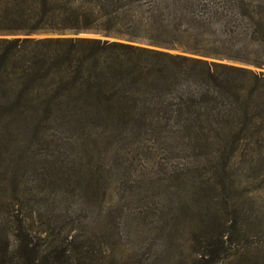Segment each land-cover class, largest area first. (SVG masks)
Masks as SVG:
<instances>
[{"label": "trees", "instance_id": "16d2710c", "mask_svg": "<svg viewBox=\"0 0 264 264\" xmlns=\"http://www.w3.org/2000/svg\"><path fill=\"white\" fill-rule=\"evenodd\" d=\"M0 37V133L11 140L24 126L43 141L204 154L172 177L197 164L221 178L232 165L264 169V0H0ZM85 156L81 177L104 178V160L90 146ZM14 224L0 231V264H103L73 228ZM220 229H205L198 264L218 260Z\"/></svg>", "mask_w": 264, "mask_h": 264}, {"label": "rangeland", "instance_id": "374dc122", "mask_svg": "<svg viewBox=\"0 0 264 264\" xmlns=\"http://www.w3.org/2000/svg\"><path fill=\"white\" fill-rule=\"evenodd\" d=\"M21 129L12 140L0 133L3 233L25 218L32 233L73 228L94 255L104 254L103 264H198L205 229L220 227L224 250L206 264H264V169L232 165L221 178L218 168L197 164L192 176L172 177L204 154L130 149L122 138L54 134L43 141ZM59 141L68 144L57 147ZM89 146L104 160V178L81 177ZM124 152L133 158L130 168L120 161ZM53 160L64 165L54 170Z\"/></svg>", "mask_w": 264, "mask_h": 264}, {"label": "water", "instance_id": "95a60500", "mask_svg": "<svg viewBox=\"0 0 264 264\" xmlns=\"http://www.w3.org/2000/svg\"><path fill=\"white\" fill-rule=\"evenodd\" d=\"M79 37H87V38H97L96 36H92V35H79Z\"/></svg>", "mask_w": 264, "mask_h": 264}]
</instances>
